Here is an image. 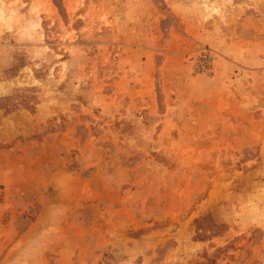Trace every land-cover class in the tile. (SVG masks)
Masks as SVG:
<instances>
[{
	"label": "rangeland",
	"instance_id": "374dc122",
	"mask_svg": "<svg viewBox=\"0 0 264 264\" xmlns=\"http://www.w3.org/2000/svg\"><path fill=\"white\" fill-rule=\"evenodd\" d=\"M0 264H264V0H0Z\"/></svg>",
	"mask_w": 264,
	"mask_h": 264
}]
</instances>
